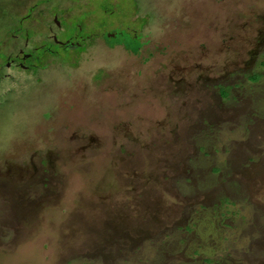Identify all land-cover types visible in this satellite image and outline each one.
Instances as JSON below:
<instances>
[{"label":"rangeland","instance_id":"obj_1","mask_svg":"<svg viewBox=\"0 0 264 264\" xmlns=\"http://www.w3.org/2000/svg\"><path fill=\"white\" fill-rule=\"evenodd\" d=\"M261 61L264 0H0V264H264Z\"/></svg>","mask_w":264,"mask_h":264},{"label":"flooded vegetation","instance_id":"obj_2","mask_svg":"<svg viewBox=\"0 0 264 264\" xmlns=\"http://www.w3.org/2000/svg\"><path fill=\"white\" fill-rule=\"evenodd\" d=\"M55 37H57V36H53V39L55 38ZM57 45H58V47H61V48H63L64 47V49L65 48H70L71 46L73 47L74 46V44H73V42L72 41H69L68 39H67V41H60V42H58L57 43ZM24 54V53H23ZM20 56H18V58H19ZM23 57L24 56H22L20 59H18V60H16L15 58L13 59V61H12V63L13 62H15L16 63V68L17 69H20V70H26V71H32V70H34V68L31 66H29L28 64H27V62H28V60L25 58V59H23ZM33 56H32V54L31 55H29L28 56V58H32ZM10 61V62H11ZM14 63V64H15ZM9 67H11L10 66V63H9ZM36 68V67H35ZM9 77H11V74L10 73H8L7 75H6V78H8L9 79ZM29 152V151H28ZM27 163H25V171H26V168H28V166L26 165ZM6 171H7V169H6ZM13 172H14V170H13ZM7 173H9L8 171H7ZM1 177V176H0ZM23 177H24V175L22 176V177H17V179H19V180H23ZM3 180H5V179H3Z\"/></svg>","mask_w":264,"mask_h":264},{"label":"trees","instance_id":"obj_3","mask_svg":"<svg viewBox=\"0 0 264 264\" xmlns=\"http://www.w3.org/2000/svg\"><path fill=\"white\" fill-rule=\"evenodd\" d=\"M114 37H115V36H114ZM114 37H113V38H114ZM261 63L264 65V61H261ZM260 78H261L260 76L255 75V76L253 77V80H254V81H257V80H259ZM223 93H224V95H226L227 92L225 91V92H223ZM212 224H213V222L211 221V226H210L211 228H213ZM192 226H194V224H193ZM210 230H211V229H210ZM205 234H207V232H205ZM206 247H208V249L210 248L211 250L213 249L212 246H210V245H208V246H206ZM205 249H207V248H205ZM213 250H214V249H213Z\"/></svg>","mask_w":264,"mask_h":264}]
</instances>
